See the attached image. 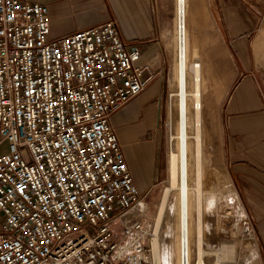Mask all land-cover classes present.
<instances>
[{
    "label": "built area",
    "instance_id": "2783aa9c",
    "mask_svg": "<svg viewBox=\"0 0 264 264\" xmlns=\"http://www.w3.org/2000/svg\"><path fill=\"white\" fill-rule=\"evenodd\" d=\"M139 58L114 19L51 37L42 2L0 0V264H148L147 203L110 124L153 78Z\"/></svg>",
    "mask_w": 264,
    "mask_h": 264
},
{
    "label": "crops",
    "instance_id": "0c3cea01",
    "mask_svg": "<svg viewBox=\"0 0 264 264\" xmlns=\"http://www.w3.org/2000/svg\"><path fill=\"white\" fill-rule=\"evenodd\" d=\"M39 1L46 6L51 37L114 19L124 40L139 49V64L149 67L144 76L153 78L147 88L110 117L133 182L148 203L166 174L160 126L164 94L174 84V0ZM258 20L247 0H187V56L190 64H199L205 143L231 196L252 217L257 264H264V77L254 53Z\"/></svg>",
    "mask_w": 264,
    "mask_h": 264
},
{
    "label": "bare ground",
    "instance_id": "6f19581e",
    "mask_svg": "<svg viewBox=\"0 0 264 264\" xmlns=\"http://www.w3.org/2000/svg\"><path fill=\"white\" fill-rule=\"evenodd\" d=\"M174 15L176 19V86L175 91L171 92L168 97L176 96V125L175 133L172 132V122L169 107V138L167 152V178L166 186L163 189L162 200L157 214L158 218L163 212L164 206L171 210V204L167 201L170 192L173 189L178 193V222H179V238L187 240L188 251L190 256V264H223V258H229L233 255L232 245H223L220 251L213 252L217 255V261L209 262L204 260V251L202 246V224H201V208H202V188H201V104H200V71L199 64L188 61V37L186 27L187 16V0L174 2ZM189 77L192 83H189ZM221 208L230 210L228 213L231 217V228L237 229L240 215L244 211L236 196L228 197L224 200ZM192 202V203H191ZM194 210L195 226L192 235L191 229V210ZM169 210V211H170ZM168 215V214H167ZM159 221V220H158ZM193 227V226H192ZM245 235L247 239L253 240V231L248 229ZM247 241V240H246ZM253 242V241H252ZM251 242V243H252ZM169 246V243H166ZM254 247H255V243ZM253 246V245H251ZM253 247V248H254ZM168 248V247H167ZM219 250V249H218ZM151 251V252H150ZM169 251V250H168ZM150 258L147 256L148 264H159L158 243L155 237L151 238V250L149 249ZM149 254V253H148ZM255 254V253H254ZM253 254V256H255ZM150 260V261H149ZM230 260V259H229ZM250 260V259H247ZM225 262V261H224ZM257 264L256 257L254 259ZM249 263V262H248ZM174 264H178L177 261Z\"/></svg>",
    "mask_w": 264,
    "mask_h": 264
},
{
    "label": "rangeland",
    "instance_id": "374dc122",
    "mask_svg": "<svg viewBox=\"0 0 264 264\" xmlns=\"http://www.w3.org/2000/svg\"><path fill=\"white\" fill-rule=\"evenodd\" d=\"M255 9L258 16V30L255 35V63L260 73L264 77V0H247ZM176 19L174 15V31L172 34L174 46V84L169 91H175L176 86ZM191 78V77H189ZM163 110L161 115V146L163 152L164 164L166 160V174L158 186V189L153 194V198L147 203V212L144 216L145 226L147 229L146 244L151 250V238L155 237L158 243V258L159 264H174L177 261L178 253V238H179V222H178V193L176 189L170 192L168 198L171 204V210L164 206L163 212L158 218L163 189L166 186L167 178V152L169 138V107L171 110L170 117L172 122V132L175 133L176 125V96L168 97L164 94ZM202 122V119H201ZM202 151H201V188H202V208H201V224H202V246L207 253L204 255V260L209 262L217 261V255L213 252L220 251L223 245L233 246L232 257L220 259L223 264H255L254 259L257 256L255 240L247 239L241 225H237L238 232L231 228L230 210L221 208L224 205V200L233 195L229 190V186L224 181V176L219 166L210 159L211 154L208 151L207 143H205L204 131L201 126ZM166 158V159H165ZM218 188V192L213 190ZM192 203V202H191ZM170 210V211H169ZM168 214V215H167ZM191 229L192 235L195 226L194 210H191ZM159 220V221H158ZM253 224V221H252ZM193 226V227H192ZM254 229V226H253ZM250 230V229H249ZM256 234L255 230L253 232ZM247 240V241H246ZM253 241V242H252ZM169 243L167 246L166 243ZM252 242V243H251ZM255 243V247L254 244ZM253 245V246H251ZM168 247V248H167ZM254 247V248H253ZM219 249V250H218ZM169 250V251H168ZM151 252V251H150ZM148 258H150V253ZM255 253V254H254ZM253 254L255 256H253ZM230 259V260H229ZM250 259V260H247ZM150 261V260H149ZM225 261V262H224ZM249 262V263H248Z\"/></svg>",
    "mask_w": 264,
    "mask_h": 264
}]
</instances>
